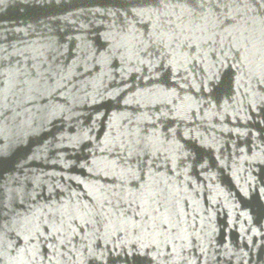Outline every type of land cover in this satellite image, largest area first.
Listing matches in <instances>:
<instances>
[{
	"label": "water",
	"instance_id": "95a60500",
	"mask_svg": "<svg viewBox=\"0 0 264 264\" xmlns=\"http://www.w3.org/2000/svg\"><path fill=\"white\" fill-rule=\"evenodd\" d=\"M0 264H264V0H0Z\"/></svg>",
	"mask_w": 264,
	"mask_h": 264
}]
</instances>
